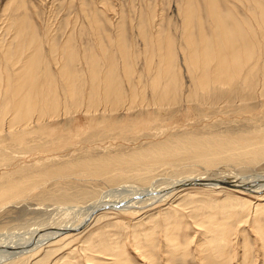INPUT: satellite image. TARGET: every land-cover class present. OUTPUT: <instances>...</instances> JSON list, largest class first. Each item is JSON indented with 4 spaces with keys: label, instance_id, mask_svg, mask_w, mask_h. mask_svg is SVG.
<instances>
[{
    "label": "rangeland",
    "instance_id": "374dc122",
    "mask_svg": "<svg viewBox=\"0 0 264 264\" xmlns=\"http://www.w3.org/2000/svg\"><path fill=\"white\" fill-rule=\"evenodd\" d=\"M7 1H12V2L14 1L11 4V7L13 8L18 7V11L16 12L15 17L13 15L14 14L13 12L3 11L5 7V3ZM247 1H249V3H247ZM257 1L256 0L255 1L253 0L223 1L222 0L221 2V0H216L221 10L225 11L228 9L229 11H231L232 16L236 17L235 20L238 18L237 19L238 22L240 21L239 23L242 25L248 22L246 25H250L248 27L249 28L252 27L254 32L258 30V25H257L258 23H256L257 21L254 20V18L251 17L252 15L250 16V14L253 13ZM262 1L264 2V0H259L258 2L261 3L260 6L264 8V3H262ZM185 3H187V0H0V43L1 41L2 42L4 41L5 46H8L10 44L9 49H11L12 47L13 48L11 50H14L15 48L17 49L18 46H16L17 44H15L16 43L15 39L13 42L14 33L12 32H14V29L10 28L9 25L11 23L13 24L14 21L18 20L21 24L20 32L22 34L24 33L26 34V35L24 34L25 37L23 42L24 43L30 42L31 45L34 44V42H38L39 47L42 50L40 51V53L42 52V54L40 55H42V58L44 57L42 60L44 63H46L45 65L47 66V69L51 74L52 77L51 80H53L54 78L57 79V81L55 79L53 80L54 82H57V84L54 82L53 84L56 85L57 94L60 99L63 98L62 100L65 99V101L67 99L65 94L66 92H64L66 88L63 87L64 84L63 81L61 80L62 83L61 84L60 80H58L60 77H58L59 75L57 74L58 73L57 67L59 64L58 62H60V58H62V56L61 54L60 55L55 54L56 55L55 59L56 62L58 63L57 65H55V63L53 62L54 57L53 55L51 56L52 51L49 49V45H52L51 43H53V45L54 46L56 45L57 48H61L65 40H68L70 42L71 47L74 50V53L75 54L77 53V55H79V56L76 55L75 56L76 60L74 58V60L72 61V63L74 61L75 63H73L71 66L72 73L70 75L73 76L72 77L73 79L77 76V78L74 79L77 82L73 80V83H75V86L78 87V89L80 88L79 91L81 92L83 97H85L90 91L89 89L90 80L88 76L89 73L86 72L88 70V66H87L88 64L86 59L88 58L87 55L88 56L95 55L97 58L99 56L101 57L97 59L95 56H93L94 59L97 60L96 61V63H98L97 68L100 66V70L98 68V72L100 73L101 71L100 74L101 77L104 76L102 75V73L104 72L103 70H106V64L108 61V58L106 59V57L109 56L110 61H112L111 59L113 58V62H111L110 64L111 65L110 69L113 74L112 77L114 80L116 79L115 81L117 82V84H119L120 90L122 93H124L125 96L129 92V89L127 87L128 82L126 80L127 78L123 73L124 71H126V69L129 71L130 74L127 72L126 73L129 74V76L131 75V77L128 76V79L130 80L131 78L130 82L132 86H134L133 88H135V90L139 89L138 90L139 92L136 90L137 95H139V97H136L135 102L133 104L134 107L132 106V108L129 107L130 100H124L122 103H120L122 107L119 105L118 107H113V108H111L108 104L103 103L104 104L103 105L99 103L98 106L97 105L93 106V108L94 107L96 108L95 110H93L92 106L91 107L87 106V102H86L87 98H82V101L79 105L80 107H75V108H73L72 107L73 105L69 103V101L67 100L66 103L68 102V106L65 108V110L63 109L58 110L57 114L59 116L55 117V119L53 120L49 119L50 120L49 124L52 126L55 125V127H57L56 129H54L56 130L54 131V134L47 135L46 133L42 132L39 133V136H41V138H37V140L39 141H45V140L51 141L50 142L51 144L47 148H39L30 154L29 153L26 154L22 152L11 153V151L6 150V152L10 153V156L13 157V161H11L10 165L8 166L0 165V175L6 170L9 172L14 169H19V171H21V175L23 173L27 175H31V174L34 175L39 171L59 168V166L61 167L64 164H73L83 161L85 159H90V158L94 159V158L102 157V155L112 156L114 155L113 153L117 155H119L120 153L122 155V153L124 154L125 152L126 153L124 155L126 154L130 155L135 150H137L136 148L138 149L148 148L150 146L149 144L160 142L161 140H164L167 137H176L178 135H183V134L207 135V133H209V135L217 134L224 136V135H232V134L234 135L237 134L238 132L239 134L245 133L243 131L252 132L258 129L259 131H264V126H263L264 98L262 97L263 95L259 93L261 88L259 86V83L257 84V86H255L256 98L253 99V101H249V103L247 104V106L250 107H246V105L243 104L245 102H243L242 100H241L242 102L239 101L240 96H238L237 98L238 101L237 99H235L236 103L234 102L233 106L229 104H224L218 109L215 110L213 109V111L210 108H206L205 111L203 109L201 113H199L195 110L193 103L185 101V95H186L185 90L189 84L188 78L185 75V71H186L185 59L187 58V55H186V42L184 40L183 18L181 16V11L183 7L186 5ZM188 3H190L191 6L193 7L195 14L193 18L194 24L192 23V26L195 29H193V31L191 30V34L194 36V38L197 40L198 43L199 32L196 22V17H197L196 14L197 13L201 14V20L203 18L205 19V21L204 19L202 20V24H203L202 27L203 30L205 29L203 32L207 36H211L212 33V27H209V24L211 25V20L207 17L205 13L204 0H195V1L188 0ZM198 3H201L199 4L201 8L197 5ZM250 4H251V8L249 7ZM252 6L254 7V9ZM200 9L202 13H200ZM237 9L239 12L237 11ZM246 9L247 12L249 11L248 13L246 12ZM250 9L251 10L253 9V11H250ZM259 9L260 8H258L257 11L255 12L256 13L259 12L258 11ZM238 14L239 17H241L240 15L243 14L242 18L244 16V19H246L247 22L245 21L244 23V21H242L243 19L238 17ZM95 28L96 29L98 28L97 29L98 31ZM139 28H142L140 29L141 31L139 30ZM255 33L257 34L258 32ZM9 34L11 35L12 38H10ZM142 34H144V36ZM36 38L38 40H36ZM260 38H261L260 36L257 37L259 41L261 40ZM30 39L33 40L30 41ZM8 41L10 43H8ZM119 41H121L125 46L126 54L124 53V55L125 57L127 56L126 59H128L125 61V63L121 58L123 55L118 52L117 45H115ZM167 41L169 42L170 48L172 49L170 51V55H168L166 48L167 46L165 45ZM98 43L102 44L101 47L103 49L100 47V45H98ZM155 47L158 48L160 47V50L156 49ZM22 49H27V47L25 46ZM102 51L103 54H106V56H104L103 59H102L103 54L101 55ZM88 52L90 53L88 54ZM111 54L113 55V57ZM167 56L171 57L169 61V65H170L169 68L172 70V72H177V75L180 72L184 74L185 76L184 79H182V77L180 79L184 89H182V92L180 93V97L177 101V103L180 102L178 104L181 106L179 107V105L176 103L173 106L174 108H171V112H169V110L167 111L165 110L166 114L164 115L166 116V118L163 116V118L161 119L162 116L159 115L160 109L155 108L156 106L151 104L152 101L150 100L151 99L150 88L148 85L151 80L149 76L151 77L152 71L150 69H147L148 68L147 59H151V63L154 62L153 63V65H155L154 67L156 69H159L160 68L159 65L163 63L164 61L163 59L164 58L166 59ZM78 58L79 61L77 60ZM83 58H85V60ZM103 60L106 62V64ZM99 61H101L103 65L100 64ZM113 63L115 64L113 65ZM125 64L126 65L129 64V67L130 66L131 67L129 68L128 66H126L128 67L126 68ZM112 66H115V68ZM113 68L117 72L118 76L115 74L116 72L114 71ZM132 71L134 72V74ZM84 72L86 74H84ZM8 73H9V69H8ZM41 73L42 70L40 74ZM81 73L82 76L80 75ZM136 78H138L139 80ZM136 80H138L139 82ZM146 83L148 84L147 85L148 87L146 86ZM140 85L141 87L145 86V88H143L145 91L144 92L145 95L143 97L144 99H140V94H139ZM59 88H61V90ZM146 93L148 96H146ZM8 100H9V96H6L0 100V104L3 105L5 103H8ZM144 105L146 106V108ZM152 105L154 107H152ZM241 106L244 107L242 108ZM87 108H89V111ZM153 108H155V110H153ZM251 108L255 110H252ZM172 109H174V111ZM250 109L252 111H250ZM147 111H149L151 115H149L150 113ZM145 114L149 116L145 118L146 116ZM154 115L156 117H154ZM95 117H96V121L94 122ZM137 117L138 119H136ZM97 119L99 121L101 120V123H99ZM6 123H8V121H0V124L2 126L1 127L2 134H3V129L6 128ZM260 125L262 127H260ZM218 131H220L221 134L220 133L218 134ZM177 132L178 134H176ZM56 133L60 134L59 139L55 138L57 136ZM94 133H97V136ZM172 133L174 135H172ZM37 134L38 133H34V136L35 135L37 136ZM63 136L65 137V139ZM8 146H9L8 144H0V151ZM120 148L122 149V151L120 150ZM260 159L256 161V163L255 162L248 163L246 161H236L237 162L236 163V162H228L226 160H220L209 166H204L202 164L193 162L188 165L181 164L180 169L177 168L176 170L175 168H171V167H163L160 168V170L158 171L156 170L154 173L151 174L153 175L150 178L151 180L150 181L148 180L149 183L148 181L145 182L146 184H144V187H147L150 184L166 185L172 181H178L183 178H190V177L194 178V177H205V176L207 177L209 175L211 176L214 175L216 177L218 176L227 179H236V178L237 180L248 179L249 181L252 180L253 183L263 182L264 156H262ZM74 176L73 175L66 176L65 178L64 176H61L62 178L60 177V179L59 176L58 177L54 176L57 177L55 179L52 176V178L49 181H47V183H45L43 186V189L47 192H51L53 191V189H56L54 187L57 185V183L59 187L67 189L69 192H77L79 190H82L81 192L78 193L77 196L70 198L71 200L69 199L68 203L67 201L45 199L42 196L41 192L39 191L40 189H36L33 191V194L31 193L30 195L28 194V196H25L26 198L23 197L24 198L23 199L21 197V199L19 198L15 202L8 203L6 204L7 206L5 205L3 208H1L0 209V245L6 243V241L10 239L14 240L20 238L22 234L23 235L25 233L34 234L35 232H39L40 229L46 228L51 224L52 225L55 224L60 225L67 223L76 224L79 217H81L83 208L90 205L91 203L100 200L103 196L107 198L108 194H110L109 192L111 189L112 191H115V190H119L121 187L120 190H123L124 186L130 187L134 185L136 186L143 184L137 181L136 179H133V181L132 179H128V180H121V182L118 181L117 183H115L116 185L114 186L109 182H105L104 178H101L100 176H89V178L91 177L90 179L87 177H85L86 178L85 179L79 175L78 176L74 175ZM60 182L62 184H60ZM182 191L175 193L173 196H170L163 201H158L156 203H153L149 206L140 209L139 208L126 209L121 211V210H113L111 208L110 209L102 208L98 212L107 215L106 216L104 215L102 218L101 217L92 218V220H90V222L79 231H73V232L71 231L69 233H66L63 236L59 237L57 239L58 240L57 242H54L56 240H53L52 242H49L50 244L47 243L48 245L46 244L43 246H37L36 249L28 253L22 254L21 251V252H16L15 254L14 252L8 254L9 256L6 255L8 259L6 257H3L4 258L3 261L2 258H0V264H25L27 260H29L27 264H30V262H33L36 259L39 260L43 258H44L42 260L43 263L42 262L39 263L55 264V261L58 260L56 264H69V263L70 264H104V263L109 264L112 261L113 257L111 256L108 257V255H104L96 251L97 250L95 248L96 245H94L95 242L98 245L100 242L103 241L107 242V240L108 242L115 241L118 245L120 244L119 246L123 247V250L125 252L124 257L129 262V264H147L146 258L143 256V254H141L143 253V251L144 252L151 251L153 253V257L155 256L153 259L156 258V261L154 260L155 261L154 263L156 264H175V263L204 264L200 258V255L202 253L201 254L199 253V248L197 245L200 242V247L202 245L204 246L206 243H204L203 240L207 241V239L205 235L202 236L203 228H201L200 224L195 221V218L193 219L190 210L191 206L184 198H187L192 194H193L192 196H195L196 198L199 199H210V198L221 199L224 198L225 196H230L234 201L236 200V202L242 201L241 203L244 202L246 204L250 202L248 205L251 204L252 206L253 204L264 205V192L261 191H259L258 194H251V193L239 192L233 189H225V188L213 189L210 187H194V186H189V188L184 189ZM138 192L139 191L136 190L135 194ZM176 201L179 202L176 203ZM184 201H186L188 205H186L187 204L186 202H185L186 204L180 205L181 204L180 202L184 203ZM234 206L236 211H239L237 209V206L236 205ZM252 209L253 208L251 207V210ZM258 214L260 215V217L262 215L261 220L263 222L262 225L264 226V215L262 213L261 214L258 213ZM248 216H249L247 218L248 222L247 221L241 222L238 219L236 223L235 222L233 223V227L235 228L233 229V232L234 230L235 232L234 233L232 232L230 237L232 240L230 243L231 248L229 246L228 249L229 250L228 264H240L241 253H242L241 250L243 249L242 246L244 242L249 243V246L251 248L250 249L251 258L253 259V261L256 260L255 264L257 263L259 264L261 261V255H259L260 242L258 238L259 236L257 235L258 232L256 233V231L252 229L249 223V220L252 218V214L250 213ZM168 224L177 225V228L175 229V234L177 235L176 238L177 239L179 238L177 241L179 242L180 240V243L181 244L183 243V245H185L186 248H188L186 249V252L184 254L185 257L179 255L175 263L173 257L168 261L166 260V258L168 257L166 250H168L169 246L167 247L166 245L167 242L164 237L165 235L164 232L168 228L167 227ZM147 233L153 235L152 245H154V248L151 245H150L151 247L149 245H141L142 246L141 250L140 247L139 248L135 247V245L133 244V235L134 236L139 235L138 237H140L141 243H143L144 235ZM233 240L236 242L235 244H233L234 243ZM240 243L242 244V246L240 245ZM91 245L92 246L94 245L93 247L96 250H93V247ZM88 247H90L91 249ZM169 249L175 252V250L172 247H170ZM139 250L141 253L138 252ZM31 253H32V257H28V258L25 257V256H29ZM57 256H59V259L61 258L62 259L59 260ZM62 256L65 257L66 259L68 258L69 260L68 259L64 260ZM175 257L174 259H176ZM91 258L93 259V261L98 263L92 262ZM62 260H64L63 261L64 263H62ZM207 264H213V262H208Z\"/></svg>",
    "mask_w": 264,
    "mask_h": 264
},
{
    "label": "bare ground",
    "instance_id": "6f19581e",
    "mask_svg": "<svg viewBox=\"0 0 264 264\" xmlns=\"http://www.w3.org/2000/svg\"><path fill=\"white\" fill-rule=\"evenodd\" d=\"M204 1H205V4H204L205 13L207 17L211 20V25L209 24V27H212V33H211V36H207L203 32L205 30V29L203 30V27H202L203 26L202 20L204 18L201 20V14L197 13L196 22H197L198 32H199L198 43H197V40L194 38V36L191 34V30L193 31V29H195L192 26V23L194 22L193 18L195 14H194L193 7L191 6L190 3H188V0H187V3H185L186 5L183 7L181 11V16L183 18L184 40L186 42V55H187V58L185 59V70H186L185 75L187 76L188 81H189V84L185 90L186 92L185 101L193 103L195 110L199 113H201L203 109L205 111L206 108H210L213 111V109L214 110L218 109L224 104H229L233 106V103L235 102V99L238 98V96L242 98V99L239 98V101L242 100L243 102H245L243 104L246 105V107H250V106H247V104L249 103V101H253V99L256 98L255 86H257L258 83H259V86L261 87L259 93H261V95H263L262 97L264 98V8L260 6L261 3L258 2L259 0L258 1L256 0L257 3L255 2L256 3L255 9L252 6L254 11L253 9L252 10L250 9V11H253V13L251 12L252 14L249 13L250 16L252 15L251 17H253L254 20L257 21L256 23H258L257 24L258 30L255 31L258 33L256 34L254 30L252 29V27L250 28L248 27L250 25H246L248 22L246 21V19H244V16L242 18L243 14L240 15L241 17H239V14H240L239 13L238 17L243 19L242 21H244V23L245 21L247 22L244 25L240 24L239 23L240 21L238 22L237 20L238 18L235 20L236 17H233L231 11H229L228 9L225 11L221 10L216 0H204ZM13 2L7 1L5 3V7L3 11L13 12L14 13L13 15L15 17L16 12L18 11V7H14V8L11 7V4ZM247 3H249V1H247ZM262 3L264 2L262 1ZM199 4L201 3L197 4L200 7ZM249 7L251 8V4L249 5ZM256 7L257 9L260 8L258 10L259 12L257 13L255 12L257 11ZM247 9H246V12H247ZM200 13H202L201 9H200ZM9 27L14 29V32L11 31L12 33H14L13 42L15 39L16 41L15 44H17L16 46L18 47L17 49L15 48L14 50H11L13 47L9 49L10 44L8 46H5L4 41L3 42L1 41L0 43V50H1L0 51V100L6 96H9L8 103H5L3 105L0 104V121H8V123H6V128L3 129V134L1 131L2 126L0 124V144L9 145L8 147L3 148V150L0 151V165L8 166L10 165L11 161H13V157L10 156V153L6 152V150L11 151V153H21L22 152V153L30 154L39 148H47L51 144L50 143L51 141L37 140V138H41V136H39V133L44 132L47 135L54 134V131H56L54 129H56L57 127H55V125L54 126L50 125L49 119L53 120L55 119V117H58L59 116L57 114L58 110H62V109L65 110V108L68 106V102L66 103L67 100L69 101V103L73 105L72 106L73 108L80 107L79 105L82 101V98H87L86 100L87 106L89 107L92 106V108L93 106H96V105L98 106L99 103L108 104L111 108L118 107L119 105L122 107L120 103H122L124 100H130V102L128 101L130 103L129 107L132 108L136 97H139V95H137V91L139 89L138 90L136 89L137 90L136 91L135 88H133L134 86H132L130 82L131 78L130 80L128 79V76L130 73L127 69L126 71L123 72L125 77L127 78L125 79L128 82L127 87L129 89L128 94H126L125 96L124 93L121 92L119 84H117V82L115 81L116 79L114 80L112 77L113 74L110 69L111 68L110 64L111 62H113V58L111 59L112 61H110L109 56L106 57V59L108 58L107 64L104 61L105 59L103 60L106 64V70H103L104 72L102 73V75L104 76L101 77L100 75L101 71L100 73L98 72V68L100 70V66L97 68V64H98L96 63L97 60H95L93 57L95 55H92V56L87 55L88 58H86L87 64H88L87 65L88 70L86 72L89 73L88 76L90 80V88H89L90 91L88 92L86 96L84 95L85 97H83V95L79 91L80 88L78 89V87L75 86V83H73V80L77 78V76L73 79L72 78L73 76L70 75L72 73L71 66L73 63H75V61L73 63L72 61L74 60L77 53L76 54L74 53V50L71 47L70 42L68 40H65L62 46L60 44L61 48H57L56 45L55 46L53 45V43H51L52 45H49V49L52 51L51 56L53 55L54 57L53 62L55 63V65L59 63L57 67L58 68L57 74L59 75L58 77L60 78L58 80H60V83L62 80L63 83L65 84V86L63 84V87L66 88V89L64 88L65 89L64 92H66L65 94L67 98L66 101L65 99L62 100L63 98L60 99L57 94L56 85L53 84L54 82L53 80L55 78L51 80L52 79L51 74L49 73V70L47 69V66L45 65L46 63H44L42 60L44 57L42 58V55H40L42 54V52L40 53V51L42 50L40 49L38 42H34V44L32 45L30 42H26L27 45L26 43L23 42L26 34L24 33L25 34L24 35L20 32L21 24L18 20L14 21L13 24L11 23ZM140 29L142 28H139V30ZM142 35L144 36V34ZM258 36L261 37L260 41L262 42H260L257 39ZM10 38H12L11 35H10ZM32 40L30 39V41ZM36 40L38 39L36 38ZM158 41H159V38H158ZM8 43L10 42L8 41ZM98 45H100V47L102 46V44H99V43ZM115 45H117L118 52L123 55L121 58L123 59L125 63V61L128 60L126 59L127 56L125 57L124 55V53L126 54L125 46L123 45L121 41L117 42ZM165 45L167 46L166 48H167L168 55H170V51L172 49L170 48L169 42L167 41ZM25 46L27 47V49H22ZM155 48L160 50V47L159 48L155 47ZM89 53L90 52H88V54ZM55 54H59V55L61 54L62 56V58H60V62L58 63L56 62ZM102 54H103V51L101 52V55ZM104 56H106V54H103L102 59ZM83 59L85 60V58ZM170 59L171 57L169 56H167L166 59L164 58L163 63L159 65L160 66L159 69H156L154 67L155 66L153 65L154 62L151 63V59H147L148 61L146 60L148 62L147 69H150L152 71L151 77L149 76V78H151V80L149 79L150 83L148 85L147 84L148 82H147L146 86L148 85L150 88V96H151L150 100L152 101L151 104L155 105L156 106L155 108L160 109L159 115L162 116L161 119L163 118V116L166 118V116L164 115L166 114L165 110L166 111L169 110V112H171V108H174L173 106L177 103L180 97V93L182 92V89H184L180 79L181 77L182 79H184L185 76L182 72H180L181 75L180 73L177 75V72H172V70L169 68ZM77 60L79 61V58ZM99 62L100 64H102L101 61ZM114 64L115 63H113V65ZM126 66L129 67V64L128 65L125 64V67ZM112 67L115 68V66H112ZM8 69H9V73H8ZM39 70L40 72L42 70L41 74ZM126 72L129 74H127ZM84 74L86 73L84 72ZM115 74L117 75V72ZM80 75L82 76V73ZM129 77H131V75ZM55 80L57 81V79ZM54 83L57 84V82H54ZM183 83H184V80H183ZM141 85L139 86L140 99H144L143 97L145 95L144 94L145 91L143 88H145V86L141 87ZM59 89L61 90V88ZM146 96H148L147 93H146ZM243 104H240V105H243ZM153 105L152 107H154ZM180 106L181 105H179V107ZM155 108H153V110H155ZM87 109L89 111V108ZM95 109L96 108L94 107L93 110ZM251 109L255 110L253 108ZM251 109L250 111H252ZM172 110L174 111V109ZM92 112H89V113H92ZM210 114H213V113H210ZM149 115H151V113ZM148 116L146 115L145 118ZM154 117L156 116L154 115ZM136 119H138V117ZM95 121H96V117L94 119V122ZM98 122L101 123V120L100 121L98 120ZM260 127L262 126L260 125ZM260 127H257V128H260ZM243 132L245 133L239 134L238 132L237 134H234V135L232 134V135H224V136L217 135V134L209 135V133H207V135L183 134V135H178L176 137H167V138L165 137L166 139L161 140L160 142H156V143L151 142L152 144H149L150 146L149 147L147 146L148 148H140V149L136 148L137 150L134 149L135 151L133 150L134 151L133 153L130 151L132 153L130 155L129 154L124 155L126 152L124 154L122 153V155L120 153L119 155L113 153L115 156L114 155L112 156L102 155V157H98L94 159H91V158L85 159L83 161L73 163V164H64L61 167L59 166V168L46 169L43 171H39L38 173L34 175L33 174L27 175L24 173L21 175V171H19V169H14L9 172L6 170L0 175V209L3 208L8 203L15 202L19 198L21 199V197L23 198L25 196H28V194L29 195L31 193L33 194V191L36 189H40L39 191L41 192L42 196L45 199H49V200L55 199L59 201H67V203L69 202L68 200L70 198L77 196L78 193L82 191V190H79L77 192H69L67 189L59 187L57 183V185L54 187L56 189H53V191L51 192H47L43 189V186L45 183H47V181H49L52 178V176L53 177L59 176V179L61 176H64L65 178L66 176H72V175L73 176L79 175V176H82L83 178L85 177L89 178V176H100L101 178H104L105 182H109L110 184H113L114 186L116 185L115 183H117L118 181L121 182V180H128V179H132V181L133 179H136L137 181L143 184L136 185V186L134 185L130 187H125L123 185L124 186L123 190H120L121 187L119 190H115V191H112L111 189L109 192L110 194H108L107 198L103 196L100 200L94 203H91L90 205L83 208L81 217H79L76 224H71V223L70 224L68 223L60 224V225L51 224L52 226L50 225L46 228L40 229L39 232H35L34 234L25 233L26 235L24 234L25 235L24 236L21 233L23 235L22 236L20 234L22 238L21 236L20 238H17L19 236L18 234V236L16 237L17 239H14V240L10 239L6 241V243L0 245V248H1L0 258H2L3 260L4 259L3 257H6V255L9 256L8 254H11L13 252L14 254L16 252H21V251H22V254L28 253L36 249L37 246H43V245H46L47 243L50 244L49 242H52L53 240H56L54 242H57L58 241L57 239L63 236L64 234L69 233L71 231L72 232L79 231L80 229L85 227L90 222V220H92V218H98V217L102 218L105 214L104 213L101 214L98 212L102 208L104 209L111 208L113 210H121V211L126 210V209L144 208L158 201H163L166 198L173 196L175 193L181 192L182 190L189 188V186L210 187L213 189L214 188L215 189H224V188L233 189L239 192H245V193H251V194H258L259 191L264 192V181L253 183L252 180L249 181L248 179L247 180H237V178L227 179V178H221L218 176L216 177L214 175L212 176L209 175L207 177L205 176L206 178L205 177L183 178L178 181H172L166 185L150 184L149 186L144 187V184H146L145 182H147L148 180L149 181L151 180L150 178L153 176L151 174L154 173L156 170L157 171L160 170V168H163V167H171V168H175L176 170L177 168L180 169L181 164L188 165L193 162L202 164L204 166H209L220 160H226L228 162L246 161L248 163L249 162L256 163V161H258L262 156H264V131H259L258 129L252 132H249V131H243ZM34 133H38L37 136L36 135L34 136ZM173 133L172 135H174ZM219 133L220 131H218V134ZM94 134L97 136V133H94ZM176 134H178V132ZM55 138L59 139L60 134H57ZM120 150L122 151L121 148ZM57 177H54V179ZM60 184L62 183L60 182ZM136 190H138L139 192L135 194ZM41 194H38V195H41ZM192 195L184 199L191 206L190 210H191V215L193 216V219L195 218V221L200 224L201 228H203L202 236L205 235L207 239V241L203 240L204 243H206L204 246L202 245L203 247L202 246L200 247V242L197 245L199 248V253L200 254L202 253L201 255L200 254L199 255L204 264H207L208 262H213V264H228L229 262V250L228 249H229V246L232 240L230 237H231V233L233 232V229H235L233 227V223L234 222L236 223L238 219L241 222L242 221L248 222L247 218L249 217L248 215L250 213L252 214V218L249 220V223L252 229H254L256 233L258 232L257 235L259 236L258 238L260 242V245H259L260 252L259 251L258 252H259V255H261V261L259 264H264V226L262 225L263 222L261 220L262 215L260 217V215L258 214V213L260 214L262 213L264 215V205L253 204L252 206L251 204L248 205L250 202L248 204L244 202L241 203L242 201L236 202V200L234 201L232 197L230 196H225L224 198H221V199H214V198L199 199ZM186 201H184V203L180 202L181 203L180 205L186 204L187 203ZM178 202L176 201V203ZM188 203L186 205H188ZM234 205L237 206V209L239 211H236ZM251 207L253 208L252 210H251ZM167 227L168 228L164 232L165 233L164 237L167 242L166 245L167 247L169 246V248L172 247L175 250V252H173L172 250L168 248V250H166V253L168 256L166 260L168 261L173 257V260L175 263L177 261L178 256L179 255L184 256L186 249L188 248H186V246L183 245V243L181 244L180 240L179 242L177 241L179 239V238L178 239L176 238L177 235L175 234V229L177 228V225L168 224ZM76 235H79V234H76ZM138 236L133 235V244L135 245V247H138V248L140 247V250H141V247H142L141 245H149V246L151 245L154 248V245H152L153 243L152 234L150 233L145 234L143 238L144 239L143 243H141L140 237ZM235 243L236 242L234 241L233 244ZM94 245H96L95 248L97 250L94 249L93 247ZM94 245L93 246L91 245L93 247V250H96L104 255H108V257L111 256L114 258V259L112 258V261L109 264H129V262L124 257L125 252L123 250V247L119 246L120 244L118 245L115 241L108 242L107 240V242L103 241V242H100L98 245L95 242ZM240 245L242 246L241 243ZM242 247L243 249L242 250L240 249L242 252L240 264H255L256 260L253 261V259L251 258V250H250L251 248L249 246V243L244 242ZM140 250L138 252H140ZM141 254H143V256L146 258L147 264H156L154 263L156 261V258L153 259L155 256L153 257V253L151 251L149 252L143 251V253ZM25 257L27 258L32 257V253L29 256H25ZM57 257L59 259V256ZM57 257H56V260H57ZM174 257L176 259H174ZM63 258L64 260L66 259L65 257ZM43 259H39V260L36 259L35 261L30 262V264H41L39 262H42ZM64 260H62V263H64L63 262ZM28 261L29 260H27L25 264H27ZM57 261H55V264L57 263ZM91 261L95 262L93 261V259ZM95 263H98V262H95ZM99 263H102V262H99ZM104 264H107V263H104Z\"/></svg>",
    "mask_w": 264,
    "mask_h": 264
}]
</instances>
